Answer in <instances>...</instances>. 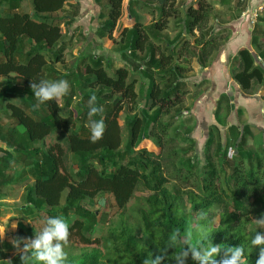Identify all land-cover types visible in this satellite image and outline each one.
Here are the masks:
<instances>
[{"label": "trees", "instance_id": "16d2710c", "mask_svg": "<svg viewBox=\"0 0 264 264\" xmlns=\"http://www.w3.org/2000/svg\"><path fill=\"white\" fill-rule=\"evenodd\" d=\"M94 1L99 13L94 18L98 23L96 35L111 38L122 16L124 0ZM155 1L156 7L150 6L149 10L158 9L160 16L150 24L151 29L147 30L135 20L130 28L123 27L120 30L124 43L122 49L128 48L127 52L134 64L143 63L141 75L147 79L146 86L144 82L139 84V93L144 92L145 98L141 110L127 118L126 139H122L119 113L125 103L137 105L138 91L135 86L138 81L130 76V70L125 65L115 66L110 75L105 68L107 62L104 57L80 54L78 64L60 78L54 79H66L70 84L71 93L64 98L66 113L60 112L54 100L44 103L46 111L40 117H34L22 107H10L9 117L25 131L22 136L16 137L0 135V141L6 144V148L0 147V187L11 181L6 174L11 167L10 162L17 157L25 159L27 176L33 179L26 190L27 203L38 211L47 206L49 216L62 217L70 226L69 240L77 237L84 244H96L88 251L67 257L65 264H145V261L151 264L157 256L161 257L159 264H178L175 255L190 244H194L202 254L210 246L220 245V252L214 256L217 261L225 258L226 247L241 246L245 264H255L262 246L251 245V239L257 231H247L245 222L250 215L259 219L264 214V150L254 152L244 148L245 133L249 126L244 124L241 129L237 126L230 128L239 131L236 154L231 157L233 166L227 176H222V165H227L228 161L223 160L221 168L213 159L225 157L226 151L217 143L212 130H208L204 143L202 173L196 171L197 166L192 158L181 162L187 168L188 176L195 177L196 191L169 187L164 171L167 164L174 165L178 154L176 137L169 135V129L175 121V115H180L179 104L186 93L180 90L179 79L189 69L187 65L174 62L175 48L179 46L180 54L182 51L186 53V61L194 57L198 65L204 68L212 64L228 35L214 32L208 26L213 0H194L185 6L182 21V31L195 37L192 44L181 36V31L173 43H164V49L160 50L159 46L152 44L147 46L144 43L148 32L163 30L167 19L180 13L176 0ZM219 1L222 4L229 3L228 0ZM31 2L34 12L44 14L42 19L14 11V6L11 7V13L0 16L2 52L6 57V61L0 62V75L15 73L23 79L29 88V96L32 94V98L25 100L26 104L33 103L30 82L47 80L51 75L47 57L55 63H62L66 47L59 23L46 16L62 11L66 0ZM130 2L133 3V0ZM234 7L241 10L245 4L241 0H234ZM74 17L75 13L71 14L67 23L72 22ZM195 31L199 33L195 35ZM22 37L34 42L27 52L25 63L15 59ZM142 50L145 53L140 60L137 53ZM235 61L232 77L242 91L250 93L254 85L264 84V66L249 48H241ZM138 67L141 68L140 64ZM93 93L97 97V105L103 108V113L93 119L103 118L106 124L103 139L96 143L90 142L87 126V102ZM73 94H79L77 105L82 106L76 112L70 107ZM223 100L229 101L226 95L218 99L216 118L221 113ZM229 106L232 107L227 104V113ZM171 108L174 109V115L171 114L170 119L165 121L164 117L170 114ZM77 123L79 125L76 128ZM56 130L67 133L64 137L65 147L59 143L45 150L35 146ZM174 133L179 135L178 128H174ZM185 137H188L185 139L193 148L194 140ZM148 143L152 147L148 148ZM68 152L78 157L73 174L64 166ZM244 162H248L247 166ZM139 189L146 191L147 195L136 194ZM102 193L109 194L114 211H119L121 216L120 222L116 227H110L104 237L92 239L91 233L99 215L97 210L88 208L84 201ZM1 198L3 195L0 192ZM132 199L134 204L130 207ZM128 207L134 212L132 220L124 215ZM24 209L27 213L31 211L27 205ZM201 213L204 215L201 216ZM214 217H217L216 223ZM18 225L15 239L31 238L39 232L33 226L27 228L21 222ZM9 260L11 264H20L18 254L8 257L6 252L0 251V264H9ZM181 261L182 264H199L192 258L190 251ZM30 264L39 262L33 259Z\"/></svg>", "mask_w": 264, "mask_h": 264}, {"label": "rangeland", "instance_id": "374dc122", "mask_svg": "<svg viewBox=\"0 0 264 264\" xmlns=\"http://www.w3.org/2000/svg\"><path fill=\"white\" fill-rule=\"evenodd\" d=\"M155 1V0H153ZM152 2L142 0V3L144 4L143 7H139V11H137L140 14H137V12L131 11L129 9V12L123 11L122 19L118 20L114 31L112 32V37L101 40L99 36L96 35V32L94 30H91L90 27V16L87 18L76 19L74 18L75 22V28H67V21L63 24V29L65 30V33L63 34V40L66 44V47L64 49V60L59 65V73L62 76L63 74H66L70 68H73L75 64H78L79 55H95V56H102L104 57V60L107 62L105 64V68L107 69L108 73L110 75L113 74V70L115 66H122L125 65L130 70V76L136 78L138 81L136 83L135 89L138 91V97H137V105L134 106L133 104L125 103L124 109L119 113V124L121 127V133H122V139H126L127 134V118L130 115H133L135 112L139 113L138 111L141 110L145 98H144V92L143 94L139 93V84L140 82H144V85L146 86L147 79H143V76L141 75V70L144 69V65L142 62H140V67H138L139 64H134L133 59L130 57L129 53L127 52L128 48H123L122 45L124 44L122 42V36H120V30L121 28L125 27L124 24L126 23H134L135 20H138V18H135V15H138L140 20L142 22H148L147 25H145L147 30L151 29V22L153 23L156 21L160 16V11L157 12L154 11L151 14V11L149 10L148 3L152 4ZM216 1V0H215ZM146 3V4H145ZM145 5L147 7H145ZM154 5V4H153ZM152 5V6H153ZM85 6V5H84ZM86 7H88L86 5ZM127 7H125L126 9ZM214 9V7H213ZM128 13V15H127ZM61 16L63 18L64 13L61 11ZM130 14V15H129ZM151 14V15H150ZM217 13L212 10L211 18L209 20V25L212 27V30L214 32H221V34H225V29L221 25L223 23V17L222 15H216ZM132 15V16H131ZM134 15V16H133ZM141 15V17H140ZM143 15V16H142ZM149 15L151 18L149 19ZM128 16V17H127ZM132 17V18H131ZM184 14L179 13L176 17L171 16L167 19L166 27L162 31H150L148 32L147 41L144 43L145 45H156L159 46L160 50L164 49V43L172 36L170 33L175 31H182V21ZM215 17L219 19V22H215ZM131 19L133 21H131ZM123 21V22H122ZM181 22V23H180ZM218 24L219 26H222V28H219L218 30L214 29V24ZM70 30V31H69ZM169 32V33H168ZM183 32V31H182ZM184 33V38L188 40L191 44L193 42V39L195 38L192 34ZM199 32L195 31V35H197ZM175 39V38H174ZM173 39V41H174ZM174 52V62H178L184 65H187L190 70H188L186 76H182L179 79L180 84V90H185L187 93H185V96L183 97L181 103L179 104L181 112L180 115H175V121L171 128L169 129V135L176 137V144H177V151L178 154L174 159V165L167 164L165 175L168 178V186L174 187L178 186L182 190L192 189L194 191L197 190L196 186V180L195 177L188 176L187 168L183 165H181V162L185 160L186 158H192V160L195 162L194 164L197 166L196 171L200 174L202 173V164L204 161V143L205 138L208 136V130H215L213 128L212 124H208L209 126L205 129H203L201 132L197 131L198 122L202 121V114L196 113V99L198 98L200 92L202 90H206V85L201 82V77L198 76L199 70L197 69L196 62L194 61V57L191 58L189 61L185 60L186 53L182 51L180 54L179 46L175 48ZM144 51L137 53L138 59H143ZM126 54V55H125ZM195 67V70L194 68ZM192 68V69H191ZM141 79L143 81H141ZM71 93V89L68 93V95ZM65 96L58 102L63 105L62 108L59 107L60 112L66 113L65 108ZM79 102V94L76 96L73 94L71 98V104L70 107L73 111L76 112V110H81L82 106L78 107L77 103ZM85 104V102H83ZM178 106V105H177ZM134 107V108H133ZM43 109V108H42ZM41 108L40 110L43 111ZM195 109V110H194ZM44 114V113H43ZM40 114H33L34 117H39ZM76 114V113H75ZM173 114L174 115V109H170V114L166 115L164 117V120H169V116ZM198 118V120H197ZM207 118L204 120L206 121ZM88 122V120H87ZM208 122V121H207ZM204 122V126H206ZM79 123H77V126ZM22 127V126H20ZM23 128V127H22ZM174 128H178V134L176 135L174 133ZM73 131H76V129H73ZM213 132V131H212ZM215 132V131H214ZM220 134V133H219ZM67 135L66 132L62 130H56L52 132L49 136H46L44 140L38 141L36 145L42 149L45 150L48 146L52 144L59 143L61 146L65 147L64 137ZM215 135V134H214ZM217 135V134H216ZM189 136L194 140V144L192 145L193 148H191L190 142L185 139ZM196 139H195V137ZM16 137V136H14ZM221 142H223V148L226 151L225 157H214L215 164L218 167H221V163L223 160L226 162L228 161V164H223V172L222 176L228 175L231 172L232 169V158L236 154L235 147L232 146L229 142H226V139L224 140L222 136H219ZM216 140V141H217ZM51 141V142H49ZM226 143V144H225ZM225 144V145H224ZM247 145L245 144V147ZM147 147H152L151 143H148ZM248 147H254L252 144H250ZM155 152H157L156 149H154ZM212 152V151H211ZM210 152V153H211ZM224 162V163H225ZM78 163V157L74 155L71 152H68L65 158L64 166L67 171H69L71 174L76 170ZM248 162H244V165L247 166ZM11 167L8 168L6 171L7 176L11 180L9 183H7L4 186L0 187V192L3 195V198L0 199V226H5L4 221L8 220V225L5 229V235L2 239H0V251L6 252L8 257L14 256L16 253V249L13 247L12 241L15 239V234L18 230V223H22L25 227L33 226L37 231H40V229L43 226V221L45 217L49 216V213L47 211V206L43 207L40 211L35 210L32 205L28 204L26 201V190L29 183H31V177L28 178L27 176V170L28 165L25 159L21 157H17L16 159L12 160L10 162ZM221 167V168H222ZM29 174V172H28ZM141 189L137 190L136 194H140L141 196L147 195L146 191H140ZM84 204L92 209L97 210V214L99 215V220L96 222L94 226V231L91 233L92 239L94 238H101L107 235L108 230L110 227H116L120 222V214L119 211H114L113 202L107 193H102L98 196H96L93 199H86L84 201ZM132 204H134V199L130 200L129 206L131 207ZM29 206L31 210L29 213H27L24 209L25 206ZM125 217H129L130 220L134 217V212L128 207L127 211L124 212ZM26 220H29V222H26ZM256 218H254L252 215L248 216V219L246 220V230L247 231H257L262 234H264V228L258 226L255 224ZM213 221L217 222V217H214ZM16 225L15 228L12 227V223ZM96 244L94 242L89 244H84L78 240L77 237H72L69 240L68 245L65 247V252L67 253V257L76 256L80 254L83 251H88L95 247ZM23 247V245H21ZM100 247V246H99Z\"/></svg>", "mask_w": 264, "mask_h": 264}, {"label": "crops", "instance_id": "0c3cea01", "mask_svg": "<svg viewBox=\"0 0 264 264\" xmlns=\"http://www.w3.org/2000/svg\"><path fill=\"white\" fill-rule=\"evenodd\" d=\"M191 1L194 0H176L175 4L181 14H184L185 6ZM228 1L229 3L222 4L219 0H213V11L217 13L216 15H222L223 23H221V25L225 28V34L228 35V39L221 45L220 50L218 51L216 57H214V60H212V64L210 66L202 68L198 65L196 59L194 58L197 69L199 70L198 76L201 77V82L207 87L206 90H202L200 92L198 98L196 99V113L199 112L203 116L202 121H199L197 118L199 122L196 129L198 132H201L209 126L208 124H212L213 128H215V130L212 131L213 134H215L216 140L220 139L219 136H222L223 139H226L227 143L229 142L232 144L236 150L238 141L237 131L241 129L242 125L246 124L249 128H247L245 133L246 140L244 148L246 150L258 152L261 149L264 150V84L254 85L253 90L250 93H247L240 89L238 83L234 81L232 76L233 69L236 66L235 56L241 48H249L250 51L256 55L259 62H261L264 66V0H241L245 4V7L241 10L234 7V0ZM86 5L88 7H86ZM146 5H148L149 9L152 5L153 7H156V1H153L152 4L148 3ZM146 5L145 7H147ZM12 6H14V11L28 13L33 18L42 19L44 17V14L34 12L31 0H0V16H5L11 13ZM143 6L144 4L142 3V0H133V3H131L130 0L123 1V11L125 10L126 12H129V9L130 12H137L140 9L139 7ZM125 7L127 8L125 9ZM154 11L157 12L158 9H155ZM154 11H152L151 14ZM62 12L64 13L63 18L60 14L61 11L47 14L46 16L55 19L56 22L59 23L63 34L65 33L63 24L70 20L69 17L73 13H75V20L78 18L82 20L83 18L90 16L91 22L89 23L91 30L93 29L94 32H97L98 23L94 21V18H96L99 13L94 0H66ZM137 14L140 13L137 12ZM150 15L149 19L151 18ZM135 18H138V21L144 27L148 23L142 22L138 15H135ZM121 19L122 16L119 20ZM75 20L73 19L72 22L67 23L68 29L76 27V23H74ZM131 21L133 20L131 19ZM215 22H219V19L216 17ZM217 23L214 24L215 30L222 28V26H219ZM124 26L130 28L132 23H126ZM178 33L179 31H175L173 33L171 32L170 34L172 36L166 41V43H173V39L176 38ZM181 36H184V33H182ZM102 38H107L109 40L107 36ZM33 44L34 42L28 37H22L18 50L16 51L15 59L17 62L25 63L27 61V52L33 47ZM2 46L3 37L0 38V62L6 61V57L2 52ZM47 60L48 67L51 66L52 71L47 80L54 81L55 77L60 78V63H55L52 58L48 57ZM137 62L139 63L140 60L137 59ZM192 68L195 70V67ZM188 70H190V68ZM190 72L192 71L190 70ZM186 74L187 73H184L182 76H186ZM203 80L206 81L203 82ZM28 91L29 88L23 83V79L15 73L0 75V135L3 137L7 138L8 135H12L13 137L15 135L22 136L25 131L24 128L20 127V125H15L14 121H12L9 117L11 113V106L22 107L27 113L32 115L40 113L43 114L46 111L44 103L40 104L38 108L34 107V105L37 104V100L34 95L32 104L25 103L26 99L32 98V94L29 96ZM222 95H226L229 101L227 103L223 100L221 104V113L216 118L215 110L217 108V101ZM227 104L232 106H229L230 109L228 113L226 111ZM40 108H43V111H41ZM206 118L207 120L204 121ZM204 122H207L205 123L206 126L203 125ZM231 126H237L239 129L235 131L234 129H230ZM1 143L4 145L1 149L6 148V144L3 142ZM217 143L223 146V142L220 140H217ZM245 144L247 145L246 147ZM250 144L254 147H248ZM35 146L38 147L36 144ZM222 149L224 148L222 147ZM32 183L33 179H31V183H29L27 187H29ZM26 222H29V220H26Z\"/></svg>", "mask_w": 264, "mask_h": 264}, {"label": "clouds", "instance_id": "9594fccd", "mask_svg": "<svg viewBox=\"0 0 264 264\" xmlns=\"http://www.w3.org/2000/svg\"><path fill=\"white\" fill-rule=\"evenodd\" d=\"M30 88L37 100L34 107H39L45 102L55 101L62 108L63 105L58 103L70 91V84L66 79L55 81L41 80L39 82H30ZM88 128L90 130L89 140L91 143H96L103 139V134L106 129V124L103 118L93 119V117L103 113V108L97 105V97L93 93L88 100ZM67 118V117H62ZM204 213H201L203 216ZM10 219V218H9ZM8 220L4 221L5 226H0V239L5 235V229L8 225ZM255 224L264 228V214L257 220ZM16 227L15 224L12 225ZM70 226L60 216L45 217L43 226L39 232H36L31 238H17L12 241L13 247L19 256L20 264H30L31 261L39 262V264H65L67 261V253L65 247L69 243ZM185 243H189L185 241ZM23 244V247H21ZM252 246H262L259 249L258 259L255 264H264V234L257 232L251 239ZM221 250L220 245L210 246L203 254L190 244L187 249H182L175 255L178 264H182L181 258L187 257L189 251L192 258L197 260L199 264H245L244 249L241 246L226 247L225 258L217 261L214 256ZM230 253L231 255H227ZM161 257L157 256L151 264H159ZM11 264V260H9ZM145 264H148L145 261Z\"/></svg>", "mask_w": 264, "mask_h": 264}, {"label": "built area", "instance_id": "2783aa9c", "mask_svg": "<svg viewBox=\"0 0 264 264\" xmlns=\"http://www.w3.org/2000/svg\"><path fill=\"white\" fill-rule=\"evenodd\" d=\"M0 147H4V145L0 142Z\"/></svg>", "mask_w": 264, "mask_h": 264}]
</instances>
